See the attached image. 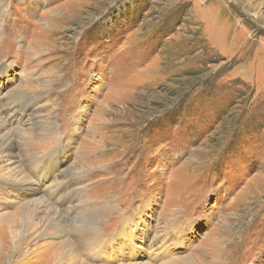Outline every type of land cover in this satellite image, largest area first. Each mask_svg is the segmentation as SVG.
<instances>
[{
  "label": "rangeland",
  "instance_id": "374dc122",
  "mask_svg": "<svg viewBox=\"0 0 264 264\" xmlns=\"http://www.w3.org/2000/svg\"><path fill=\"white\" fill-rule=\"evenodd\" d=\"M0 117V177L60 157L42 186L72 196L56 193L62 223L43 199L7 264L65 241L83 264H264V0H0ZM26 189L0 190V245L41 197ZM102 207L89 253L72 226Z\"/></svg>",
  "mask_w": 264,
  "mask_h": 264
},
{
  "label": "bare ground",
  "instance_id": "6f19581e",
  "mask_svg": "<svg viewBox=\"0 0 264 264\" xmlns=\"http://www.w3.org/2000/svg\"><path fill=\"white\" fill-rule=\"evenodd\" d=\"M18 96H20V95H18ZM3 126H5V122L0 117V127H3ZM42 127L39 128V134H37V135L26 133V134H22L21 136H19V140H20L21 148H22L21 152L23 155L21 160H25L28 158H34V157L36 158L39 155H41L43 146L46 145L47 142L53 138V135H51L49 130H46L44 125ZM48 135L51 136V138H49ZM12 142L13 141L11 140V138H9L8 136H5L4 140L2 142H0V148H1V146H3V150H8V149L12 148L11 147L13 145ZM61 146L63 147L64 144L61 143ZM59 148L63 154L64 153L63 148H61V147H59ZM36 151H38V152H36ZM10 154H11V152H10ZM10 154L7 155V157L10 156ZM8 160L10 161V159H8ZM51 160L55 161L56 164L51 166L48 169L47 173H44L41 170V167L39 165L37 166L36 173L38 174V177H35L34 170H33L32 173H31V171L29 172L31 179H30V177L27 178L26 176H24V174L21 170H18L19 167L17 165H15L14 162H12L11 164H8V165L10 166V165L14 164L15 168L10 169L8 172L5 173V175L3 177H0V190H5L8 186L18 187L20 185V187L27 188L26 190L28 192H29V190L32 191L33 193L29 192L32 196L37 194V195H41V197H43V198H41V197L37 196L35 201L29 202L31 204L27 203L23 207H20L21 213H19L18 215L15 214V216H13V218L11 219V222H12L11 227H13V225H15L18 230H16L14 233H11L10 235L7 236L8 242H6L5 245H2V244L0 245V264H7L9 262V260L11 259L10 256H7V254H6L8 250L10 251L12 247H14V246L16 247V245H18V244H20V246H22L24 244V242L26 241L27 237L31 238L32 236L36 235L37 233L42 232L41 230H42V228H44L45 223L48 220V218H44V220H40V219L34 220L33 219V217L36 214L40 213L39 212L40 207L48 209V205H49V204H47L48 202H52L53 204L55 203L54 208L53 209L49 208L47 210V213L44 215H48V214H50V212L52 213V211H53L55 213V215L57 216V219H60V222L62 221V214L60 213V211H59L60 207L58 206V205H60L58 202H61V201H56V199L59 197V195H56V193L58 191L59 192L62 191V194H63L65 201H66L65 204L70 203V201L72 200V196L68 197L67 195L64 194L66 188H65V186H62V183L60 181H57V183L60 182V183H58V185H60V186L57 187V189H55V191L53 193H51L52 195L51 194L49 195L51 186L50 187L46 186V188H43V186H42L43 182L51 181L52 178L55 176V174L58 171H60L59 170L60 157H58V158L54 157ZM45 168H48V166L45 165ZM2 170H3V168H2V166H0V171H2ZM60 175H62L61 171H60ZM16 178H20V182H18ZM14 179H16V180H14ZM37 189H39L40 192ZM43 199H46L47 203ZM61 205H62V203H61ZM108 208L109 207H104V208L102 207L99 211H97V210L91 211L90 210L87 212V215L85 216V220H83L82 222L79 221L75 227L72 226V228H73L72 232L75 233L77 235V237H79V239L81 241L80 245H81L82 249L84 248L85 251L89 250L88 251L89 253L92 250H94V248H95V243H93V242L96 240L95 237L98 234V227H100V224H102L99 222L102 221L106 215H108ZM32 213H35V214L31 215ZM41 213H42V211H41ZM17 216H19V217H17ZM123 231L127 232V231H125V228L123 229ZM59 232L62 233L63 231L60 230V231H58V233ZM53 237H55V236H53ZM120 240H128V239L121 237ZM109 243L111 245L112 240H109ZM47 246H48L47 247L48 249L52 248V251H53V254L48 259L47 264L48 263L49 264H57V260H61L62 261L61 264H65V262H63V260H62L64 254H65V248L68 249V251L70 253V258L68 260V264H83V262L79 260V257L75 253L76 250L73 247L71 242L65 241V242H62L60 244L56 243V242L55 243H48ZM152 248L153 247L150 246L149 249H152ZM159 250H161V248ZM150 252L152 253V251H150ZM103 255H104V253H103ZM107 259H108V261H111V258L108 257ZM171 264H175V262H173Z\"/></svg>",
  "mask_w": 264,
  "mask_h": 264
}]
</instances>
